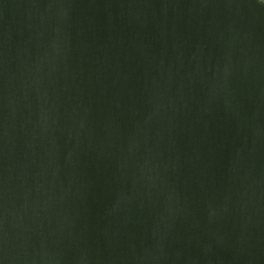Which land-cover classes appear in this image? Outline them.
<instances>
[{"label":"water","instance_id":"obj_1","mask_svg":"<svg viewBox=\"0 0 264 264\" xmlns=\"http://www.w3.org/2000/svg\"><path fill=\"white\" fill-rule=\"evenodd\" d=\"M0 264H264V0H0Z\"/></svg>","mask_w":264,"mask_h":264}]
</instances>
